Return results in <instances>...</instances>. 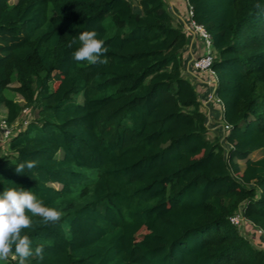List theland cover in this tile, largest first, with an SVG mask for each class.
I'll return each instance as SVG.
<instances>
[{
    "label": "trees",
    "instance_id": "obj_1",
    "mask_svg": "<svg viewBox=\"0 0 264 264\" xmlns=\"http://www.w3.org/2000/svg\"><path fill=\"white\" fill-rule=\"evenodd\" d=\"M186 2L210 35L229 126L215 111L214 139L165 0H0V107L8 124L36 112L0 155V191L62 212L32 217L43 259L27 264H264L229 220L241 208L264 236V0ZM84 30L106 64L73 59ZM27 160L39 163L17 174Z\"/></svg>",
    "mask_w": 264,
    "mask_h": 264
},
{
    "label": "clouds",
    "instance_id": "obj_2",
    "mask_svg": "<svg viewBox=\"0 0 264 264\" xmlns=\"http://www.w3.org/2000/svg\"><path fill=\"white\" fill-rule=\"evenodd\" d=\"M255 7L264 11L260 4ZM73 45H78L72 53L77 62H87L89 65L107 63V59L102 57L108 49L105 41L98 38L97 31L79 32L68 46L71 48ZM38 163L37 160L23 161L15 164L14 171L23 174L25 168L31 170ZM34 216L41 217L44 223H56L61 219L62 212L47 206L33 192L22 187H4L0 191V261H7L10 254L17 264H27L33 255L43 259V246L37 245L33 250V242L25 234V230L32 227Z\"/></svg>",
    "mask_w": 264,
    "mask_h": 264
},
{
    "label": "built area",
    "instance_id": "obj_3",
    "mask_svg": "<svg viewBox=\"0 0 264 264\" xmlns=\"http://www.w3.org/2000/svg\"><path fill=\"white\" fill-rule=\"evenodd\" d=\"M188 15L189 18L187 21L183 23V31L186 35V37L189 39L188 46L191 48H194V50H197L199 53L197 55H194L192 53V57L188 63V65L185 68V71L187 72L188 76H192V78H195V80L199 83L204 84L206 87H204V92L198 93L199 98L201 99V106L206 107L208 103L216 106L218 115L217 116V123L221 127L223 133H226L229 130V126L225 124L222 121L221 113H222V103L220 99L216 95V76L214 71L211 69V65L213 62V51H212V44H211V38L209 33L206 31V29L203 27V25L196 23L191 19V8L188 6ZM204 94L205 97H201V95ZM203 104V105H202ZM26 109H23L25 111ZM22 111V112H23ZM207 111V110H206ZM207 122L206 126L210 127V130L213 128L214 117L210 113L209 109L206 112ZM27 122L19 123V121H15L12 124H8L5 119L0 120V144L1 143H7L13 136L14 128H16L18 131L21 130L23 127H25V124ZM18 125V127H17ZM16 130V131H17ZM223 139V137H222ZM1 146V145H0ZM230 222L240 228V230H243V232L249 234L250 237V230L247 225H250L253 228V232H256L257 236L254 238V240H250L252 244L257 249L264 250V236L262 230L256 228L253 224L246 221L244 216L242 215V210L239 208L234 214L229 216ZM245 236V235H244ZM248 239V238H247Z\"/></svg>",
    "mask_w": 264,
    "mask_h": 264
},
{
    "label": "crops",
    "instance_id": "obj_4",
    "mask_svg": "<svg viewBox=\"0 0 264 264\" xmlns=\"http://www.w3.org/2000/svg\"><path fill=\"white\" fill-rule=\"evenodd\" d=\"M165 2L167 4L168 9L170 10V12L172 14V17H173L174 21L176 23H178V24L183 25V23L185 21H187L188 18H189V15H188V5H187L186 0H165ZM192 53L194 55H197L199 52L197 50H194V48H192V47L190 48L188 46L187 49L183 53V56L185 57V61H186L185 66L188 65V63H189V61H190V59L192 57ZM187 72H188V70H187ZM186 76L195 85V87L197 88V92L198 93L204 92V89L203 88L206 87L204 84L197 82L195 80V78H192V76L190 77V75L188 76V74ZM201 97L203 98V97H205V95L202 94ZM0 108H3V107H0ZM208 109H209L210 113L212 114V116L214 117L215 111L217 112L216 106L208 103L206 107H202V111H204L205 114L208 111ZM3 111L6 114V109L5 108H3ZM217 114H218V112H217ZM217 126H219V124ZM214 128L215 127L213 126V128L211 130H213ZM247 227L250 228V229L252 228L250 225H247Z\"/></svg>",
    "mask_w": 264,
    "mask_h": 264
},
{
    "label": "rangeland",
    "instance_id": "obj_5",
    "mask_svg": "<svg viewBox=\"0 0 264 264\" xmlns=\"http://www.w3.org/2000/svg\"><path fill=\"white\" fill-rule=\"evenodd\" d=\"M16 0H9V2L10 3H14ZM137 0H134V2H136ZM176 23V22H175ZM186 68V66L184 67V69ZM185 73V75H187V72L185 71L184 72ZM54 77V80H57L58 81V79L60 78V76L59 75H54L53 76ZM57 81H55V83L57 82ZM8 95H10V93L8 92ZM15 98L18 100V101H20V102H22V100L19 98V96H15ZM75 99L78 101V102H81L82 101V96H76L75 97ZM29 112V113H28ZM34 116H36V112L35 111H30V110H28V109H26L25 111H23L21 114H20V116H19V118L17 119V121H19V123H23L24 121L25 122H27L28 123V121L31 119V118H33ZM5 118V112L3 111V108H0V120L1 119H4ZM26 123V124H27ZM25 124V125H26ZM17 127H18V125H17ZM17 129L16 128H14V133L16 132H18V130L16 131ZM221 131H222V129H221ZM15 133V134H16ZM14 134V135H15ZM207 137L209 138V139H214L215 138V132H213V130H210V131H208V133H207ZM1 145V148H0V155H2V154H8V151H7V143H1L0 144ZM55 186H59V185H57V184H55ZM250 229V228H249ZM146 230L145 229H141L140 230V234H142V233H144ZM239 231H240V233L242 234V235H245V237L246 238H248L249 240H254V238L257 236V234H256V232H253V228H251V230L249 231L250 232V237H249V234H247V233H245V232H243V230H240V228H239Z\"/></svg>",
    "mask_w": 264,
    "mask_h": 264
}]
</instances>
